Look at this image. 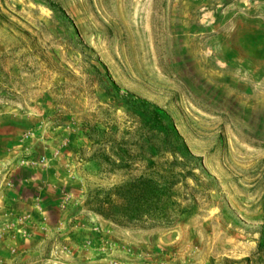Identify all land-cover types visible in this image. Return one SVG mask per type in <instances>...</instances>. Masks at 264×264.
I'll return each instance as SVG.
<instances>
[{"label": "rangeland", "instance_id": "rangeland-1", "mask_svg": "<svg viewBox=\"0 0 264 264\" xmlns=\"http://www.w3.org/2000/svg\"><path fill=\"white\" fill-rule=\"evenodd\" d=\"M0 264H264V0H0Z\"/></svg>", "mask_w": 264, "mask_h": 264}, {"label": "trees", "instance_id": "trees-1", "mask_svg": "<svg viewBox=\"0 0 264 264\" xmlns=\"http://www.w3.org/2000/svg\"><path fill=\"white\" fill-rule=\"evenodd\" d=\"M182 166L183 167H186V168H189V167H191V165H192V160H195V157L190 153V151L188 150V148H183L182 149ZM193 170H194V168H191V170L190 171H188V172H185V170H183V172L185 173V174H183L182 176L183 177H186L187 175H189L190 173L191 174H193ZM182 172V173H183ZM154 185V184H153ZM152 192H151V195H152V199H151V205L153 204V202H154V200L156 199V196L157 195H159V193H160V191L157 189V186H154L153 188H152ZM139 194H143V190H139V191H137ZM139 199L141 198L142 199V197L141 196H139L138 197ZM144 204H141V203H139L138 204V206L139 207H142Z\"/></svg>", "mask_w": 264, "mask_h": 264}]
</instances>
